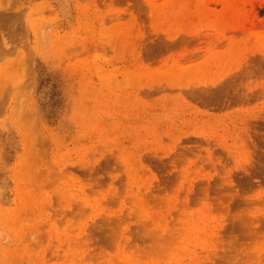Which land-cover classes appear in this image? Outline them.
<instances>
[{
  "label": "rangeland",
  "instance_id": "374dc122",
  "mask_svg": "<svg viewBox=\"0 0 264 264\" xmlns=\"http://www.w3.org/2000/svg\"><path fill=\"white\" fill-rule=\"evenodd\" d=\"M0 264H264V0H0Z\"/></svg>",
  "mask_w": 264,
  "mask_h": 264
},
{
  "label": "bare ground",
  "instance_id": "6f19581e",
  "mask_svg": "<svg viewBox=\"0 0 264 264\" xmlns=\"http://www.w3.org/2000/svg\"><path fill=\"white\" fill-rule=\"evenodd\" d=\"M140 213L142 214L143 212L141 211ZM144 213H145V212H144ZM151 230H152V229H151ZM152 231H153V230H152ZM142 232H143V231H142ZM142 232H141V233H142ZM145 233H146V232H145ZM149 234H150V233H149ZM151 234H152V233H151ZM151 234H150V235H151ZM154 235H155V231H154ZM83 260H84V259H83Z\"/></svg>",
  "mask_w": 264,
  "mask_h": 264
}]
</instances>
